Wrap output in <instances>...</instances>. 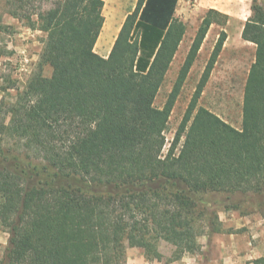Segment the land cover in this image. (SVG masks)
Instances as JSON below:
<instances>
[{"label": "trees", "instance_id": "16d2710c", "mask_svg": "<svg viewBox=\"0 0 264 264\" xmlns=\"http://www.w3.org/2000/svg\"><path fill=\"white\" fill-rule=\"evenodd\" d=\"M37 1L14 0L9 12L47 37L25 89L0 102V228L9 234L0 264H126L129 247L161 259L160 242L178 260L207 232H224L209 195L264 196V0H252L242 31L256 45L242 129L198 106L223 30L165 158L174 105L211 26L229 15L206 13L159 109L186 32L180 0H139L107 58L95 51L104 0H40L52 5L32 13Z\"/></svg>", "mask_w": 264, "mask_h": 264}, {"label": "rangeland", "instance_id": "374dc122", "mask_svg": "<svg viewBox=\"0 0 264 264\" xmlns=\"http://www.w3.org/2000/svg\"><path fill=\"white\" fill-rule=\"evenodd\" d=\"M138 1L105 0V23L95 45L97 53H107L112 50L127 15L136 10ZM13 4L14 0H0V102L4 99L7 103H13L16 100L17 93L25 89L28 81L37 71L44 41L47 37L43 31L30 29L25 19L23 21L12 20L9 12L12 10ZM51 5V2L39 0L34 3L32 13L41 7L47 8ZM251 5L252 0L179 1L175 18L185 25L186 32L156 97L154 103L156 108L162 109L165 106L206 13L210 9H215L229 15V21L225 27L213 24L204 40L164 132L166 139L161 153L163 158L168 155L172 147L197 84L223 30L226 31L228 37L198 106L207 108L235 128L242 129L245 84L249 74L248 71L255 61L256 53V46L244 41L241 36L244 24L251 16ZM19 48L26 49L27 55L33 60L29 66H26V63H22L20 60L18 54L20 51L17 52ZM44 74L48 77L51 76V68L46 67ZM2 117L0 115V120ZM183 142L184 138L178 147L177 153ZM11 145H13V141ZM207 200L211 203L212 208H216L219 218L222 216L224 221L225 219L229 220L230 225H238L240 219L245 216L254 218L262 216L264 218L258 210L259 207L264 211V196L249 195V197H246L236 194L228 198L224 194H213L209 195ZM234 205L236 207H233ZM225 207L230 208L226 209ZM227 230L233 232L242 229L231 227ZM7 245L5 248L0 249V259L4 257ZM130 248L133 247L127 248V255ZM158 248L160 252L164 253L162 255L164 261L172 262L175 256V248L166 242H160ZM198 252L200 250L196 251V253Z\"/></svg>", "mask_w": 264, "mask_h": 264}, {"label": "crops", "instance_id": "0c3cea01", "mask_svg": "<svg viewBox=\"0 0 264 264\" xmlns=\"http://www.w3.org/2000/svg\"><path fill=\"white\" fill-rule=\"evenodd\" d=\"M105 7L106 5H104L103 15ZM130 14L131 13L128 15ZM10 18L16 21V18L11 15ZM27 30L29 31V29ZM18 50L20 51L18 54L22 63L25 62L26 66H29L30 62L33 60L27 55V50L19 48L17 49V52ZM110 52L111 50L107 53L98 54L107 58ZM220 222L222 223V229L224 232L209 233L202 236L199 239L201 246L200 252L196 254L187 253L178 260L165 262L164 257L161 259L149 260L146 258L144 249L133 247L128 250L126 264H264V218L262 216L256 218L245 216L240 219L236 226L230 225L228 223L229 220L227 219L224 221L222 216H220ZM231 227H235V229L241 228L242 230L230 232L227 229ZM8 238V233L0 228V249L5 248L8 244ZM160 253L162 255L164 254L163 252Z\"/></svg>", "mask_w": 264, "mask_h": 264}]
</instances>
